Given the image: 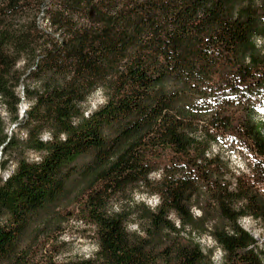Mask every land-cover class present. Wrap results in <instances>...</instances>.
<instances>
[{
	"label": "trees",
	"instance_id": "1",
	"mask_svg": "<svg viewBox=\"0 0 264 264\" xmlns=\"http://www.w3.org/2000/svg\"><path fill=\"white\" fill-rule=\"evenodd\" d=\"M0 103L27 137L0 118L5 158L41 154L0 175V264H215L204 236L264 264L263 195L209 157L233 136L264 183V0H0ZM75 217L96 248L62 258Z\"/></svg>",
	"mask_w": 264,
	"mask_h": 264
},
{
	"label": "rangeland",
	"instance_id": "2",
	"mask_svg": "<svg viewBox=\"0 0 264 264\" xmlns=\"http://www.w3.org/2000/svg\"><path fill=\"white\" fill-rule=\"evenodd\" d=\"M41 23L44 27L47 26L46 20H42ZM259 44L261 45L262 42H260ZM22 65L23 63L20 64V66ZM28 83L32 85V82ZM19 92L22 98V102L20 103L21 105L19 107V119H21L23 118L31 104L27 99H25V91L23 87L20 88ZM87 102L88 103L86 105V109L87 113H89L91 110H95L98 107L102 106V104L104 103L103 93H101L100 91L96 92L89 98ZM23 111L24 114H22ZM0 118L5 122V132L8 133V135L12 136V134H15L21 140H25L27 138L24 131H21L18 127H16V123L13 122L6 107L1 103ZM257 119L264 124V108L260 110L259 114L257 115ZM43 139L48 140L49 135H44ZM219 152H221L222 156L230 162L231 171L236 175V177L246 176V178H243L242 181H249L253 183L255 185V189L258 190L264 197V183L258 182L254 179V176L251 173V168L255 163V159L252 157L251 153L245 148V146L240 143L235 137L227 135L225 137V141L223 142V146H214L209 154V157ZM18 157H24L30 161H38L41 158V154L30 150L26 152L24 150L18 149L13 153L12 157L5 158L2 150H0V175L2 177L7 178L13 173V171L17 168L16 161ZM4 163L7 165V170H3L1 168V165ZM155 177L158 178V176ZM135 199L138 202H145L146 205L150 207H154L158 202L157 197L147 198L140 193H137L135 195ZM194 211L196 216L200 214V211L198 209H194ZM172 217L173 220H176L174 216ZM241 224L257 239L259 245L264 248V229L261 226L260 222H257L256 220L250 219L248 217H243ZM136 228L137 227H130L131 230H136ZM91 235V227H88L76 217L74 219H71L69 223H67L65 232L60 239L63 242L62 248L64 251L62 258L91 255V253L96 248V246L92 243V240L90 239ZM197 240L201 243L202 247L205 250L214 247V263L221 264L222 252L216 247L213 238L209 236H204L202 238L197 237Z\"/></svg>",
	"mask_w": 264,
	"mask_h": 264
},
{
	"label": "clouds",
	"instance_id": "3",
	"mask_svg": "<svg viewBox=\"0 0 264 264\" xmlns=\"http://www.w3.org/2000/svg\"><path fill=\"white\" fill-rule=\"evenodd\" d=\"M131 227H132V228H135L136 226H135V225H132Z\"/></svg>",
	"mask_w": 264,
	"mask_h": 264
},
{
	"label": "water",
	"instance_id": "4",
	"mask_svg": "<svg viewBox=\"0 0 264 264\" xmlns=\"http://www.w3.org/2000/svg\"><path fill=\"white\" fill-rule=\"evenodd\" d=\"M22 114H24V111L22 112Z\"/></svg>",
	"mask_w": 264,
	"mask_h": 264
}]
</instances>
